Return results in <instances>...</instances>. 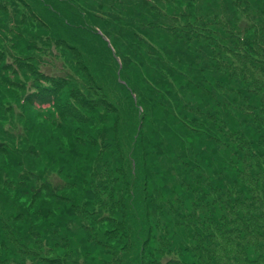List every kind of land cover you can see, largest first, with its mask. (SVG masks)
I'll return each mask as SVG.
<instances>
[{
    "label": "trees",
    "instance_id": "obj_1",
    "mask_svg": "<svg viewBox=\"0 0 264 264\" xmlns=\"http://www.w3.org/2000/svg\"><path fill=\"white\" fill-rule=\"evenodd\" d=\"M12 4L88 93L36 73L47 85L25 99L51 124L59 111L78 149L34 134L23 153L0 133V264L264 261L263 0Z\"/></svg>",
    "mask_w": 264,
    "mask_h": 264
},
{
    "label": "rangeland",
    "instance_id": "obj_2",
    "mask_svg": "<svg viewBox=\"0 0 264 264\" xmlns=\"http://www.w3.org/2000/svg\"><path fill=\"white\" fill-rule=\"evenodd\" d=\"M7 6L8 10H5ZM27 16L25 9L14 6L12 0H0V88L2 89H0V133L8 140L17 139L15 145L21 144L23 153L36 149L37 142L34 134L39 135L40 138L44 137L48 141L47 146L55 151V154L70 152V145L78 146L76 148L78 149L79 144L69 139L61 113L55 111V122L51 124L47 122L51 120L47 117V112L30 108L25 99L28 94L34 93V85H47V82H43L38 75L34 76L36 73H42L51 78L73 77L80 86L72 88L66 85L65 92L67 94L75 92L77 88L81 98L87 96L88 85L84 79L81 80L76 67L77 61L72 54L56 46V37L50 35L53 31L44 35V38L40 37L42 30L36 25L37 28L32 32L35 35L33 38L22 34L19 29V20ZM29 21L31 26L35 25L32 20L29 19ZM17 36L19 38H16ZM24 41L37 48L24 55L23 49L20 48ZM67 94L63 96L66 98ZM252 254L259 253L253 250ZM261 254L264 256V253ZM256 264H264V261Z\"/></svg>",
    "mask_w": 264,
    "mask_h": 264
}]
</instances>
